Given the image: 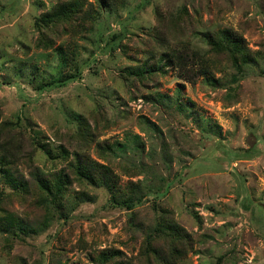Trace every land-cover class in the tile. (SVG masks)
<instances>
[{
	"label": "rangeland",
	"instance_id": "rangeland-1",
	"mask_svg": "<svg viewBox=\"0 0 264 264\" xmlns=\"http://www.w3.org/2000/svg\"><path fill=\"white\" fill-rule=\"evenodd\" d=\"M65 1L0 0V143L22 145L12 173L25 183L0 174V264H99L108 249L131 264H264V0H83L70 21L37 27ZM228 29L253 58L237 82L210 52L209 74L179 61L182 78L175 59L135 73L171 46L207 53L204 36ZM78 156L112 179L98 167L79 179ZM37 171L68 175L58 211L39 203ZM163 212L183 236L154 231ZM8 216L40 232L10 231Z\"/></svg>",
	"mask_w": 264,
	"mask_h": 264
},
{
	"label": "trees",
	"instance_id": "trees-1",
	"mask_svg": "<svg viewBox=\"0 0 264 264\" xmlns=\"http://www.w3.org/2000/svg\"><path fill=\"white\" fill-rule=\"evenodd\" d=\"M84 2L83 0H68L63 3H59L55 5L51 10L44 12L38 19L36 20V25L38 28H49L51 26H57L58 24L64 22L70 21V19L74 16V14L79 13L81 10H83ZM206 44H208L209 49L207 53L202 52L199 49L191 48L189 44L183 45L181 47L186 52H181V48H176V46H171V50H167L166 52L162 53L158 56L153 62H151V66L148 67L149 62L143 63V67L141 70H137L135 73L139 74L141 77L147 72V73H153L154 70H156L155 63L159 62L164 64V61L166 62H172L175 59V62H173L174 67H178L179 75L182 78L190 79L188 77L189 70L185 69L184 66L187 67V65L190 64V66L195 69L199 75H205L209 74L213 69L216 68V65L218 62V58L214 57H208V52L213 53L214 56H218L221 54L227 55L229 60L232 62V65L236 68L237 74L239 76H234L233 81L237 82L240 78H242L245 75V67L249 66V63L253 61L252 56L250 55L249 48L244 43V39L239 34H236L233 31L224 30L221 35H213V34H206L204 36V39ZM46 43V40H43V38H40V42ZM49 46H51L49 44ZM190 50V51H189ZM190 60V61H189ZM184 66H181V63ZM180 64V66H179ZM158 70V69H157ZM80 72H78L76 75L79 76ZM76 75H71L66 78H57L54 81L61 83L66 81L67 79H71L72 77H75ZM51 83V82H50ZM179 106L182 109L181 104ZM80 122L83 123L84 118L80 117ZM32 142L37 146V148H45L46 146L44 144H41L37 138L33 137L31 138ZM8 142V141H6ZM6 142L0 143L2 145V150L0 149V174L2 176V179L11 187H13L16 190H23L25 189V183L20 179L14 176L12 173L13 169L12 166L14 164V158L16 157V154L21 151L22 145L17 142V144H13V142H9L7 145H13L15 148V152L8 150L5 148L7 145H3ZM19 143V144H18ZM110 150L114 151L115 147L109 146ZM109 147L106 149V151L109 150ZM59 155L64 158V160H67L69 157V152L66 148L63 146H60L58 149ZM52 155V154H50ZM102 165V166H101ZM69 166L72 167V170L76 175L79 177H86L90 179H94V175L92 174V171L95 170V168H101L103 171V174L101 176L102 183L109 182L110 179H112V172L110 168L107 165L98 163L96 161L91 162L88 164L87 162H84L82 158L75 157L74 161H71L69 163ZM67 174L66 173H60L56 172L50 175V177L42 175L41 172L37 171L35 173V179L37 181V186L42 192L41 197L39 198V203H42L46 211L51 213L53 210H59L60 207H62V200L65 197L66 191L68 190V184L69 181L67 180ZM138 188V187H137ZM135 188L133 190V194L129 197H127L124 200V204L127 208H132L134 206V201L138 197V189ZM61 216L64 215V212H60ZM13 216H8L6 220H4L7 224V227L10 228V231L16 232H22L27 234H36L40 232V229L38 228H32L31 230H28L27 228H24L23 225L16 219L12 218ZM44 221V224L47 223L50 220L49 216H46ZM46 227L42 226L44 229ZM42 229V230H43ZM155 232L167 234L168 236H183L184 234V228L181 227L173 218H171L169 215H167L165 212L162 214L160 213L156 226L154 228ZM155 237V235H151L149 239H152ZM151 244V240L148 241L146 245V249L148 250L149 245ZM150 249V248H149ZM120 253L117 249H108L103 250L99 254L98 263L99 264H131L127 262H115L116 256ZM159 255V254H156Z\"/></svg>",
	"mask_w": 264,
	"mask_h": 264
}]
</instances>
